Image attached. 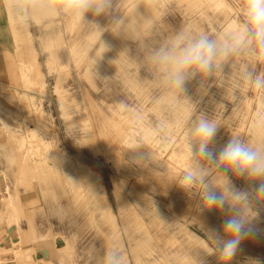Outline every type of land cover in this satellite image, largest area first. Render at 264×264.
Wrapping results in <instances>:
<instances>
[{
	"label": "rangeland",
	"instance_id": "1",
	"mask_svg": "<svg viewBox=\"0 0 264 264\" xmlns=\"http://www.w3.org/2000/svg\"><path fill=\"white\" fill-rule=\"evenodd\" d=\"M21 1L15 7L23 27L19 41L0 2L6 64L0 81V230L10 212L22 211L10 205L17 192L34 201L29 204L34 231L27 232L37 239L59 237L71 247L57 252L53 264H98L94 257L114 246L123 252L125 264H221L206 231L220 229L223 214L201 211L196 191L185 193L176 185L188 164L184 134L190 120L205 112L222 126L218 146L230 134L264 140V98L246 84L237 85L235 72L228 69L211 79L191 80L186 95L176 93L163 85L147 56L180 30L219 35L236 27L243 20L244 0H114L117 14L126 19L122 30L108 25L107 17H86L105 27L102 36L93 22L50 15L36 7L41 0ZM26 32L44 92L18 74V59L31 55L26 47L17 51ZM258 70L264 71V63ZM112 123L122 127L123 136L109 128ZM10 132L21 135L23 152L31 159L44 161L34 149L40 140L64 153L73 166L87 165L94 183L80 179V197L68 179L62 187L53 186L52 194L26 198L25 182L15 180L20 143ZM235 182L244 186L243 180ZM241 248L230 264L264 259V236Z\"/></svg>",
	"mask_w": 264,
	"mask_h": 264
},
{
	"label": "clouds",
	"instance_id": "2",
	"mask_svg": "<svg viewBox=\"0 0 264 264\" xmlns=\"http://www.w3.org/2000/svg\"><path fill=\"white\" fill-rule=\"evenodd\" d=\"M40 10L62 13L84 22H93L101 36L105 27L93 17L104 16L117 32L126 19L117 14L114 0H41ZM243 20L219 35L206 31L180 30L152 48L147 56L163 85L176 93H187L193 79H211L226 69L235 72L237 85L246 84L264 98V0H244ZM103 43V42H102ZM107 49V45L103 43ZM264 116V114H262ZM222 126L207 113L191 119L185 131L188 164L177 182L185 193L196 191L201 211L223 214L220 229H208L206 239L221 264H230L249 239L264 236L261 211L264 210V140L229 135L222 145L216 138ZM243 180L244 186H237ZM98 264H125L119 247L106 248L95 257ZM247 264H264L260 257H249Z\"/></svg>",
	"mask_w": 264,
	"mask_h": 264
},
{
	"label": "bare ground",
	"instance_id": "3",
	"mask_svg": "<svg viewBox=\"0 0 264 264\" xmlns=\"http://www.w3.org/2000/svg\"><path fill=\"white\" fill-rule=\"evenodd\" d=\"M20 1L21 0H2L6 10H8V26L10 32L17 41L20 40L18 35L20 34V31L23 30V27L20 25V14L15 13V7H17L18 2ZM28 34L29 33L26 32L27 39L24 44H17V51H21V48L24 47L28 48L31 53L30 58L28 60V58H23L18 55L20 58L18 59L16 67L20 79L28 84H32L34 87H40V90L43 91L44 84L39 72L36 52L31 49L30 43L32 37H30V39ZM34 87L33 89H35ZM28 89H30V87ZM37 121L40 123V119H37ZM109 128L111 130L113 129L115 132L121 133V136H123L122 127L118 124L112 123ZM28 130V135L30 134L31 137H36L34 129ZM107 130L108 128L105 129L102 127V131L107 132ZM9 135L12 140L20 143V148H17L16 150L15 163L17 170L15 173V180L18 184L25 182L24 193L26 198L36 197L37 195H42L43 197L47 193L52 194L53 186L62 187L63 181L69 182V180V184L74 191V196L80 197V179H84V181L90 186L94 183L90 179L91 176L89 177L92 172L87 165L79 162L76 166H73L64 153L55 149L53 146L48 144L44 145L40 140L37 141V146L34 147V149L44 156V161L37 162L30 158L27 151L23 152L24 150L21 147L23 141L20 134L10 132ZM125 135L126 134H124V136ZM36 138L38 139V137ZM134 154L135 157L141 156L139 152H135ZM46 162H51V165H46ZM40 183L44 184L45 187L42 188ZM33 202L34 201L30 199H22L16 192L14 203L10 205L18 204L21 206L22 211L10 212L5 225L0 230V264H53L57 252L71 248L67 241H62L59 237H44L37 239L34 232H27L30 229H33L34 231L32 211L30 210L31 206L29 205ZM21 213H26L28 216L21 219ZM130 215L133 216L136 225H142L137 215L132 212H130ZM19 219L23 220L26 225L24 230L19 227ZM54 242L57 247L54 245Z\"/></svg>",
	"mask_w": 264,
	"mask_h": 264
},
{
	"label": "crops",
	"instance_id": "4",
	"mask_svg": "<svg viewBox=\"0 0 264 264\" xmlns=\"http://www.w3.org/2000/svg\"><path fill=\"white\" fill-rule=\"evenodd\" d=\"M0 81H4L6 77V64L3 59V48L2 44L5 42L4 34L2 33V29L4 28L3 19H4V9L0 4Z\"/></svg>",
	"mask_w": 264,
	"mask_h": 264
}]
</instances>
